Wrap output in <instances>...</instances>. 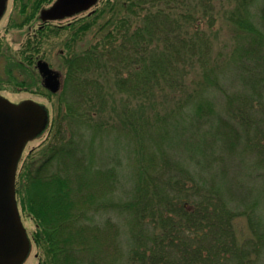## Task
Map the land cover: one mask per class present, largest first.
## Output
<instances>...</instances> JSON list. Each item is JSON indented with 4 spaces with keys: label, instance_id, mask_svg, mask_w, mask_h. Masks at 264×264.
I'll return each instance as SVG.
<instances>
[{
    "label": "trees",
    "instance_id": "trees-1",
    "mask_svg": "<svg viewBox=\"0 0 264 264\" xmlns=\"http://www.w3.org/2000/svg\"><path fill=\"white\" fill-rule=\"evenodd\" d=\"M223 1L100 0L71 26L50 136L17 178L42 264L264 256V0Z\"/></svg>",
    "mask_w": 264,
    "mask_h": 264
},
{
    "label": "rangeland",
    "instance_id": "rangeland-1",
    "mask_svg": "<svg viewBox=\"0 0 264 264\" xmlns=\"http://www.w3.org/2000/svg\"><path fill=\"white\" fill-rule=\"evenodd\" d=\"M39 4L47 6L49 0H9L8 10L0 23V93L13 102H19L24 99L40 102L49 108L54 118L58 96L52 95L43 87L41 77L35 68L36 61L38 59L47 61L53 69L63 75L64 79L65 68L63 64L68 49L64 41L73 31L71 26L79 18L82 19L84 15L79 16L78 19L75 18L76 20L71 19L61 23L53 22L40 28V23L36 22L35 18L40 9ZM221 5H223L221 12L226 10V8L233 9L237 6V0H224ZM218 22L219 35L215 40L216 50H222L225 43L229 42L226 49L229 53L234 44L229 22L225 20V16L223 17L221 13ZM76 25L78 24H75L74 27ZM84 41L88 45L90 37H86ZM86 45L84 43L77 44L81 48ZM17 63L21 65L19 66ZM28 73L33 74L34 84H32V81L26 80ZM21 82L24 84L22 85ZM27 82L31 84L27 85ZM48 136L50 134L46 133L27 145L23 157L24 162L26 159H31L38 154L43 145L47 143ZM121 140L123 143L120 140L119 142L117 141L118 147H115L114 150L125 159L128 150L124 145L127 144V140L125 138ZM120 143L121 145L119 146ZM125 163L131 167L130 162ZM259 202V209H261V199ZM256 212H261V210H256ZM21 215L29 236L33 240V233L36 230L35 222L22 210ZM257 219L261 221V217ZM236 227L237 231H240L239 234L241 236L246 238L253 236L252 226L249 224V219L246 215L236 219ZM262 258L258 259L256 264H264L261 261ZM42 262L40 251L37 245L34 244L33 250L25 264H42Z\"/></svg>",
    "mask_w": 264,
    "mask_h": 264
},
{
    "label": "water",
    "instance_id": "water-1",
    "mask_svg": "<svg viewBox=\"0 0 264 264\" xmlns=\"http://www.w3.org/2000/svg\"><path fill=\"white\" fill-rule=\"evenodd\" d=\"M97 1L57 0L51 8L42 11L41 18L44 21L63 19L89 9ZM6 2L0 0V18ZM37 66L45 86L58 92L61 86L59 74L45 61L40 60ZM11 110L16 116L7 112ZM48 120L46 108L34 101L14 105L0 97V264H23L31 251V241L16 200V173L25 144L45 130Z\"/></svg>",
    "mask_w": 264,
    "mask_h": 264
},
{
    "label": "flooded vegetation",
    "instance_id": "flooded-vegetation-1",
    "mask_svg": "<svg viewBox=\"0 0 264 264\" xmlns=\"http://www.w3.org/2000/svg\"><path fill=\"white\" fill-rule=\"evenodd\" d=\"M5 14H6V12H4V14L1 16V18H0V23H1V21L3 20ZM42 26H43V25H40V28H41ZM42 84H44V79H42ZM44 85H45V84H44ZM0 97H1V98H4L5 96L2 95V94L0 93ZM5 98H6V97H5ZM9 100H10V99H9ZM31 100H32V99H24V100L19 101V102H13V101L10 100V102L13 103L14 105H20V104H21L22 102H24V101H31ZM34 101H35V100H34ZM7 112L13 114V116H16L15 112H13L12 110H11V111H7ZM8 119H9V122H10L11 117H9ZM12 127H13V126H12ZM4 128H6V127L4 126ZM23 153H24V149H23V151H22L21 156L23 155ZM19 160H20V159H19Z\"/></svg>",
    "mask_w": 264,
    "mask_h": 264
}]
</instances>
